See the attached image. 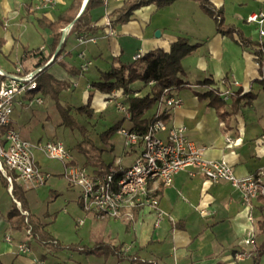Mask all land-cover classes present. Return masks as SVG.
<instances>
[{"label": "crops", "instance_id": "obj_1", "mask_svg": "<svg viewBox=\"0 0 264 264\" xmlns=\"http://www.w3.org/2000/svg\"><path fill=\"white\" fill-rule=\"evenodd\" d=\"M72 1L57 0L47 9H38L32 0H0V69L14 73L17 68L29 72L47 67L49 75L65 85L59 95L60 103L72 107L70 114L85 127L87 136L92 139L91 133L102 117L123 114L114 106L125 99L121 90L106 93L92 87L93 82L101 80V72L110 70L115 59L132 64L139 51H169L173 41L187 37L198 47L183 59L184 85L172 89L173 94L182 98V103L167 113L164 120L170 126H187L188 136L197 144L208 147V158L227 160L239 177L254 174L264 181V90L257 82L264 78V67L260 69L252 48L245 49L230 36L221 34L214 19L202 10L197 0H176L163 7L154 3L143 6L134 12L128 23L115 27L111 34L105 21L126 0H104L103 6L91 12L93 23L105 27L94 34L96 40L81 42L78 35L68 36V32L66 36L63 34L61 43L52 52L51 30L40 26L39 20L43 17L57 20ZM211 1L217 8L223 7L225 22L236 26L240 34L255 41L264 40L257 25L247 21L249 13L264 12V0ZM25 49L29 52L23 60ZM38 49L40 52L36 53ZM54 55L55 60L47 64ZM141 65L138 63L140 68ZM205 79H213L214 88L240 89L243 94H254L255 98L251 103L246 102L247 99L242 101L236 112H233V100H227L228 115L223 119L217 109L209 105V99L198 96L210 89L199 84ZM132 89L134 96H143L150 91L142 81L134 83ZM91 94L93 117L76 111L78 106L88 103ZM35 95L42 96L43 102H36ZM158 110L165 113V105L155 104L145 118ZM11 125L32 143L61 140L72 147L67 146L70 152L67 162L35 151L37 165L50 174L46 184L39 188L28 189L15 180L11 191L0 173V264H42L41 260L47 264H264V254L258 260L256 258L257 248L264 240L258 224L264 218L263 196L255 198L249 209L230 182L213 183L201 174L191 176L187 171L176 174L172 185L159 188L160 208L165 213L160 223L152 209L136 210L130 220L111 219V216L98 218L84 212L76 223L79 229L83 228L87 238V241L82 238L80 245L92 248L99 243L112 244L118 253L84 254L86 260H76L77 263L73 258L62 261L60 254L63 251H58L61 247L55 244L49 252L44 244L46 238L56 239L60 246L62 241L51 233L48 213L34 211L30 192L36 190L38 197L45 188L52 197L58 196L57 176H66L67 185L73 187L68 179V170L72 166H83L94 173L106 170L86 164L87 156L77 148L84 140L82 132L64 124L51 95L37 90L17 96ZM116 134L124 139L118 131ZM227 136L242 140L230 148L226 144ZM117 144L112 139L108 142L110 150H116ZM124 144V155L120 159L124 165H130L140 154V149L127 147L125 139ZM49 160L59 163H49ZM80 194L79 189L75 200L77 207L82 206ZM21 195L27 200L26 210L31 216V238L26 236L25 228H12L8 220L16 201L21 202ZM250 214L254 220L250 219ZM253 231L256 233L255 244L249 246L245 240ZM7 235L11 236V241L6 239ZM40 236L45 239L40 241ZM34 239L42 246L35 245ZM21 242H28L29 254L20 252ZM42 248L47 252H42Z\"/></svg>", "mask_w": 264, "mask_h": 264}, {"label": "built area", "instance_id": "obj_2", "mask_svg": "<svg viewBox=\"0 0 264 264\" xmlns=\"http://www.w3.org/2000/svg\"><path fill=\"white\" fill-rule=\"evenodd\" d=\"M35 8H48L57 3V0H32ZM247 21L257 25L261 37H264V12H251ZM106 25L111 34L114 33L111 19H107ZM72 25L64 30V36L70 31ZM81 42L95 41L96 38L87 34L80 36ZM59 52V51H58ZM139 51L135 59L141 57ZM55 55L48 61H53ZM264 67V65H263ZM42 67L24 72L17 68L14 73L1 72L7 77L0 83V173L8 182L9 189L13 191L15 180L20 181L28 189H36L46 184L50 174L37 165L35 151L40 150L52 159L69 160V149L61 140H49L32 143L25 140L19 131L12 127V116L17 96L33 92L38 89V76ZM225 86L227 84L223 82ZM220 94L227 98L230 89L220 88ZM38 103L43 102V97L34 96ZM182 103V98L172 93V89H166L157 101V106L165 105V113L171 112ZM117 111L124 114V119L130 120L129 106L124 101H117ZM162 113L158 110L148 125L145 133H139L128 126L119 128L126 146L139 148L140 154L130 165H124L121 160L112 164L102 173L90 172L83 166H72L68 170V179L72 186L80 188V198L84 210L96 215L98 218L112 217L130 220L134 218V212L143 209H152L157 214V222L160 223L165 213L160 208L161 186L172 185L174 176L182 171H187L191 176L203 175L213 183L227 181L240 193L242 203L252 209L253 200L259 196L264 197V181L260 177L250 174L239 177L232 165L225 159H210L206 156L208 147L197 144L188 136V128L185 125L170 126L160 118ZM226 144L232 148L238 145L241 138L226 137ZM16 205L25 216L27 231L32 235L30 212L23 208L20 201ZM204 213V212H203ZM254 220L252 214L249 215ZM81 223L83 221H80ZM256 233L251 232L245 243L255 244ZM6 239L11 241V236ZM56 239L44 241L50 252ZM20 252H31L28 242L19 244ZM242 255H239L241 257ZM42 264H47L44 260Z\"/></svg>", "mask_w": 264, "mask_h": 264}, {"label": "trees", "instance_id": "obj_3", "mask_svg": "<svg viewBox=\"0 0 264 264\" xmlns=\"http://www.w3.org/2000/svg\"><path fill=\"white\" fill-rule=\"evenodd\" d=\"M174 1L176 0H126L122 7L112 13L110 17L112 21V27L114 29L117 26L128 23L131 20L134 12L143 6L154 3L158 7H163L166 5H171ZM197 1L200 2L202 10L214 19L217 30L221 34L230 36L245 49L252 48L253 53L260 65V69L263 70L264 40L260 39L255 41L250 37H245L240 34L236 26L227 24L225 22V12L223 7L217 8L214 4H212L211 0ZM83 3L84 0H73L68 9L61 13L58 19L55 21L47 19L46 17H43L39 20L40 26L51 30L53 38L52 52L57 49V46L61 43L65 28L70 25H72V27L68 33V36L72 33H75V35H78V37L85 34L95 37L94 34L105 28L103 25H96L93 23L91 13L93 9L103 6L104 0H88L85 8L82 10ZM65 42L66 39L64 43ZM197 47L198 44H192L187 37L181 36L171 43L169 51L155 49L147 53H142L141 57L139 59H135L132 64H127L120 59H115L111 69L105 72L102 71L101 80L93 82L92 87L106 93H110L112 90H121L123 96H125L123 101L128 104L132 117L129 120L131 125L129 127L139 133H145L147 132L148 125L151 121V117L145 118V114L155 106L166 89L179 88L184 85L185 82L182 78V75L185 72L183 67V59L187 58V56L197 49ZM27 52H29V50L25 49L23 52L24 55L22 57L23 60L26 57ZM35 52L39 53L40 49L35 50ZM50 58L51 56L49 59ZM40 63L43 62L41 61ZM138 63H142V68L138 66ZM6 79V76L0 74V83ZM37 80V90L42 91L46 95H51V97L55 99L57 107L59 108V111L63 117L64 124L71 128H78L82 132L84 140L79 145H77V148L80 153H83L87 156L86 164L88 166H99L103 168V164L105 163L102 158L104 150L93 144L92 140L86 134L87 130L85 127L78 123V121L70 114L72 107H65L59 101V95L64 89L65 85L59 83L52 75H49L47 67L42 69ZM138 81H142L146 84V86L148 85L150 87V91L147 94L143 96H134L135 91L132 89V85ZM257 82L264 90V78L257 80ZM199 84H201V86H208L210 89L204 93H198V96L202 99H209V105L215 107L219 113V116L223 119H225L228 115L226 110L227 100H233L232 108L233 112H236L239 109L242 101L247 99L248 101L246 102L251 103L255 98L254 94H250L249 92L243 94V91L240 89L233 90L230 88H228L230 89V95L229 97L225 98L220 94V88L213 87L215 84L213 79H205L204 81L199 82ZM92 96L93 95L91 94L87 104L81 105L80 107L78 106L76 111L80 114H87L88 116L93 117L94 110L91 108ZM166 114L167 113H163L162 116L160 115V118L165 119ZM124 120V118L120 119L119 122L111 126L106 131H103L101 138L107 141L112 134L121 128V123H123ZM112 164L113 163L108 164L106 170ZM21 202L24 204L23 208L27 209V200L25 197H23V195H21ZM8 220L12 228L21 229L27 227L25 216L22 214L17 205L9 212ZM258 224L264 233V218ZM58 242L59 241H57L56 245L57 247H60ZM70 248H74L80 251V253L88 255L98 253H118V249L116 247L107 243H99L92 248L85 245H71ZM263 254L264 240L257 248V260Z\"/></svg>", "mask_w": 264, "mask_h": 264}, {"label": "rangeland", "instance_id": "obj_4", "mask_svg": "<svg viewBox=\"0 0 264 264\" xmlns=\"http://www.w3.org/2000/svg\"><path fill=\"white\" fill-rule=\"evenodd\" d=\"M115 106V105H114ZM124 114H112L107 117H102L100 119L98 125L93 129L91 135H92V142L93 144L99 146V148L107 149L106 151H103V159L105 163L103 164L104 170H106V167L108 163L116 164L120 158L124 155V139L119 135H117L115 132L110 136V138L105 141L101 138V134L103 131H106L111 126H113L118 120L123 119ZM84 122L85 120L82 119ZM129 121L126 119L124 120V126H128ZM80 130V129H79ZM115 140L118 142L116 150H110V147L108 146L109 140ZM67 146L68 143H65ZM72 147V146H69ZM129 147V146H127ZM77 152V151H76ZM126 159V158H125ZM127 163V160H125ZM49 163L58 164L56 160H49ZM102 168V169H103ZM54 176L53 178H55ZM58 184L57 189L59 190L60 194L56 197H52V194L46 190L45 188L40 191V195H36V190L30 192V198L32 199L33 209L35 212H47V220L49 222L48 226L50 228V231L53 235H55L58 239H60L61 242V248L58 249V251H63L62 254H60V258L65 261H69L68 258H73L74 262L77 263L76 260L82 261L86 260V255L80 253V251L70 248L71 245H80V242L83 238V240L87 241V238L83 234V228H78L76 223L78 222L79 216H83L84 212L86 211L83 208V205L77 207L75 200L77 199V196L79 195V189L80 188H73L69 187L68 181L66 176H57ZM79 208V210H78ZM82 213V215L80 214ZM85 215V214H84ZM31 217V216H30ZM91 219V218H89ZM114 219V218H111ZM31 222V221H30ZM33 229V228H32ZM33 231V230H32ZM31 231V232H32ZM26 236L28 238H31V235L27 231L25 227ZM33 233V232H32ZM40 234V232H38ZM45 238L40 236V241H43ZM37 239H34L35 245L42 246L40 241ZM51 240L50 238H46V241ZM54 246V244H53ZM52 246V249H53ZM42 252H47L46 248H42ZM50 254V253H49ZM92 255V254H90ZM96 256L95 254H93ZM50 256H53V253L50 254ZM89 256V255H88ZM64 264V263H63Z\"/></svg>", "mask_w": 264, "mask_h": 264}, {"label": "water", "instance_id": "obj_5", "mask_svg": "<svg viewBox=\"0 0 264 264\" xmlns=\"http://www.w3.org/2000/svg\"><path fill=\"white\" fill-rule=\"evenodd\" d=\"M87 2H88V0H85V1H84V6H83V8H85ZM158 33H159V31L157 32V34H158Z\"/></svg>", "mask_w": 264, "mask_h": 264}, {"label": "bare ground", "instance_id": "obj_6", "mask_svg": "<svg viewBox=\"0 0 264 264\" xmlns=\"http://www.w3.org/2000/svg\"><path fill=\"white\" fill-rule=\"evenodd\" d=\"M2 72V70L0 69V73Z\"/></svg>", "mask_w": 264, "mask_h": 264}]
</instances>
